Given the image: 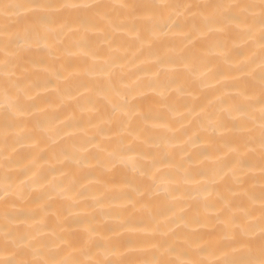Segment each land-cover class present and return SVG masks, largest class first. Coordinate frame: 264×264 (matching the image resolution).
I'll return each instance as SVG.
<instances>
[{"label": "snow or ice", "instance_id": "snow-or-ice-1", "mask_svg": "<svg viewBox=\"0 0 264 264\" xmlns=\"http://www.w3.org/2000/svg\"><path fill=\"white\" fill-rule=\"evenodd\" d=\"M121 32L137 53L170 35L189 45L194 35L209 42L204 50L167 48L152 59L151 79L138 86L164 106L173 94L205 82L212 72L208 57L230 59L228 39H243L251 54L233 66L234 93L202 108L201 122L190 132L157 122L151 107L129 101L135 89L115 84L124 57L114 34ZM100 35L103 51L94 43ZM41 46L50 61L33 58ZM48 73L55 80L42 82ZM82 76L88 78L85 91L111 104L98 123L89 117L96 133L61 148L60 167L51 170L58 176L49 179L32 160L19 183H12L10 172L19 161L7 154L9 145L20 155L17 145L37 148L47 138L42 122L32 119L38 108L33 93L51 85L62 101L78 98L82 92L73 96L67 88ZM101 78L108 82L104 88ZM0 98V264H264V0H0ZM85 112L101 109L89 100ZM156 128L166 130L158 141ZM222 140L226 151H214ZM196 147L202 151H192ZM173 149H179L178 159ZM206 161L209 166L202 167ZM130 162L140 185L135 195L125 190L126 181L106 178ZM117 198L127 204L111 226L106 217ZM41 200L45 214L30 223L25 206ZM189 201L196 209L191 217ZM159 209L168 213L163 222Z\"/></svg>", "mask_w": 264, "mask_h": 264}, {"label": "bare ground", "instance_id": "bare-ground-1", "mask_svg": "<svg viewBox=\"0 0 264 264\" xmlns=\"http://www.w3.org/2000/svg\"><path fill=\"white\" fill-rule=\"evenodd\" d=\"M116 2V0H113ZM175 3H202L207 2V0H172ZM214 39H223L222 37H214ZM114 40L123 45L120 55L124 57L121 61L122 67H118L115 70L114 82L117 86L123 87L124 85L135 89L133 99L129 96V101L133 104L139 105L145 109L151 107L153 109V117L157 122L159 121H169L174 125L175 128L180 129L183 125L190 132L197 129L202 118V108H210L216 104L217 97L220 96H231L234 91L235 80L234 76L238 75L233 69L234 65L239 64L241 61L245 60L247 56L251 54L249 46L245 44L244 40L238 37H233L227 40L229 60H225L223 56L213 55L208 57L210 67L212 72L209 74L205 82L201 84H195L186 89L185 94L176 95L173 94L169 100L167 106L162 105L157 96L150 89L144 88L142 86L146 81L151 79L152 71V59L161 54L167 48H175L177 50L184 48L188 45L189 48L195 50H204L209 47V42L202 38H197L193 36V41L189 45L188 41L181 35H170L167 37L163 44L156 45L151 49L145 48L143 52L137 53L136 45L130 40V38L123 32L114 34ZM95 47L103 49L106 47L105 39L103 35L97 36L94 39ZM35 60H43L48 62L51 60L49 56L48 49L40 47L33 57ZM49 79L55 80L53 73H48L47 75L42 74V82H47ZM87 77H80L74 79L72 83L68 86L67 90L72 93L73 96L76 95L77 90L82 92L83 95L78 98H65L63 101L54 91L51 85L48 87H41L38 89L39 95L33 93L35 100L33 101L38 108L34 109L35 115L33 116V122H42L43 127L47 130V138L40 143L37 148L23 147L19 145L16 146L20 155H16L11 145L8 148V155L14 157L15 160L19 161V166L13 165L10 174L13 176L12 183L18 184L19 180L23 177L20 175L21 169L30 165L32 160H36L38 165L43 168L49 174V179L52 175H59L58 172H52L53 168H59L60 165L57 162L58 154L61 148L67 146L70 143H82L91 138L95 133L96 129L92 127L89 123V117H92V123H98L100 118L105 115V113L111 110V104H106L102 101L100 96L94 91H85L83 84L87 83ZM106 78H101L100 86L104 88L107 86ZM2 100V98H0ZM89 100H95L100 107L101 112L99 114L94 113H81L83 107H87ZM218 106V105H217ZM60 121H66L71 127H65L60 125ZM60 126V134H57V126ZM165 129L156 128L154 129V135L158 141L160 136L165 134ZM71 132L72 135L68 136L67 133ZM181 133H178V135ZM176 154L178 159L179 149L171 150ZM192 151L199 153L202 151L201 147L193 148ZM219 153L226 151L225 141H221L217 146L216 150ZM4 145L0 143V164L3 163L4 159ZM203 158V157H201ZM209 161L205 162L202 167H208ZM87 174L90 176H96L99 173L96 169H86ZM3 170L0 169V178H2ZM106 178L113 179L115 182L120 183L126 181L127 187L125 190L132 192L135 195L133 189L139 187L138 173L134 167L129 166L116 170L113 173H107ZM87 182V181H85ZM12 198L11 196L9 197ZM46 201H36L25 206L26 212L33 217L30 223L39 222L41 216L44 213V205ZM127 201L122 199H115V207L109 209L113 215L106 217V223L115 226L119 221L115 218L114 213L120 209L122 205H126ZM53 209L49 210L48 213V223H54V217L51 215ZM196 211L194 202H188V212L187 215L191 217ZM201 211H203L201 209ZM140 213H137L135 220L139 221L141 219ZM168 213L166 210H157V219L161 222L165 221ZM149 221L145 219V223ZM74 228L80 227L79 225H73ZM217 228L219 226H216ZM200 233H206L212 230V228H198ZM112 235V233H109Z\"/></svg>", "mask_w": 264, "mask_h": 264}]
</instances>
